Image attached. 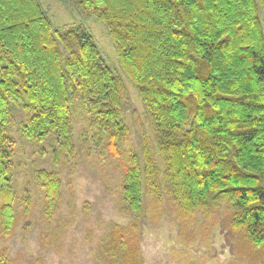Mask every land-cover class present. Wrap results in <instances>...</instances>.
I'll return each instance as SVG.
<instances>
[{
  "label": "trees",
  "instance_id": "obj_1",
  "mask_svg": "<svg viewBox=\"0 0 264 264\" xmlns=\"http://www.w3.org/2000/svg\"><path fill=\"white\" fill-rule=\"evenodd\" d=\"M101 22L120 68L152 119L155 145L172 195L186 211L226 201L235 228L264 247V0H76ZM122 81L82 23L55 27L40 0H0V228L14 224V113L21 137L51 134L71 152L73 104L125 141ZM132 155L123 199L140 211L146 186H159L155 154ZM45 213L60 180L46 174ZM2 261H0V264Z\"/></svg>",
  "mask_w": 264,
  "mask_h": 264
},
{
  "label": "rangeland",
  "instance_id": "obj_2",
  "mask_svg": "<svg viewBox=\"0 0 264 264\" xmlns=\"http://www.w3.org/2000/svg\"><path fill=\"white\" fill-rule=\"evenodd\" d=\"M55 27L82 23L104 61L121 78L125 141L114 151L109 133L78 103L73 104L71 152L51 134L43 142L21 137L25 112L17 110L10 137L14 146L12 190L14 224L0 228L3 264H264V247L233 227L238 211L222 201L186 211L169 191L165 164L155 145L152 119L132 82L120 68L105 26L83 13L76 0H40ZM155 154L159 186H146L140 211L123 199V180L132 155L144 168L143 147ZM60 180L59 198L45 213L43 180ZM1 201V198H0Z\"/></svg>",
  "mask_w": 264,
  "mask_h": 264
}]
</instances>
